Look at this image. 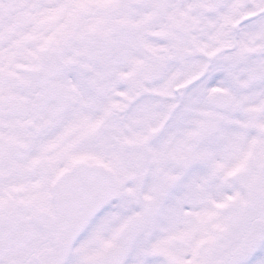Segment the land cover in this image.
Here are the masks:
<instances>
[{"label": "snow or ice", "instance_id": "snow-or-ice-1", "mask_svg": "<svg viewBox=\"0 0 264 264\" xmlns=\"http://www.w3.org/2000/svg\"><path fill=\"white\" fill-rule=\"evenodd\" d=\"M0 264H264V0H0Z\"/></svg>", "mask_w": 264, "mask_h": 264}]
</instances>
